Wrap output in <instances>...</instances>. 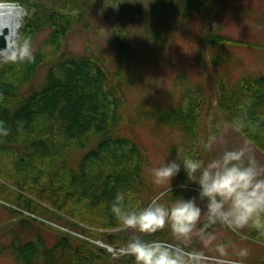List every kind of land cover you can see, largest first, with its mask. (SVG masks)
I'll return each instance as SVG.
<instances>
[{
  "label": "trees",
  "instance_id": "1",
  "mask_svg": "<svg viewBox=\"0 0 264 264\" xmlns=\"http://www.w3.org/2000/svg\"><path fill=\"white\" fill-rule=\"evenodd\" d=\"M2 1L27 10L19 39H31L34 55L32 62L0 64V125L8 129V135H0V207L10 219L1 229L0 254L15 264H135L132 257L115 256L74 232L118 247L136 236L175 238L167 226L154 234L128 233L110 211L117 193L131 194L124 206L136 209L197 192L194 184L180 187L183 170L171 186L153 183L151 154L136 125L175 129L182 138L181 156L210 160L207 123L216 110L264 154V72L227 78L234 60L218 50L245 41L214 29L218 0H110L121 23L111 31L110 60L88 38L84 51L66 46L74 32L92 31L93 6L106 0ZM247 12L239 9L240 16L254 18ZM138 22L136 35L146 40L149 57L163 55L160 48L169 45L176 29L194 23L201 34L195 57L209 82L199 94L179 69L181 81L178 75L175 80L182 99L164 107L146 100L137 113L140 123L128 111L124 115L138 79L131 74L137 50L130 30ZM43 31L47 46L33 48ZM211 67L217 74L210 84ZM177 146L173 142L171 152ZM203 223L202 218L197 226ZM221 226L211 225L205 234ZM250 234L264 242V232L252 228ZM178 244L190 252L212 249L201 235Z\"/></svg>",
  "mask_w": 264,
  "mask_h": 264
},
{
  "label": "rangeland",
  "instance_id": "2",
  "mask_svg": "<svg viewBox=\"0 0 264 264\" xmlns=\"http://www.w3.org/2000/svg\"><path fill=\"white\" fill-rule=\"evenodd\" d=\"M247 8L251 11L254 18L240 16L239 9ZM94 14L92 16L93 29L90 32L77 31L71 34L66 41V46L78 52L86 48L85 40L91 43V46L97 50H104L107 59H111L115 53V45L110 42L112 29L121 24L116 15L114 5L110 0H106L102 5L93 6ZM217 9L221 10L218 18L213 22V27L218 32L240 37L244 43H237L222 47L217 50L224 54L230 53L234 64L229 67L227 78L237 79L248 72H264V0H218ZM22 16L21 26L23 25ZM247 12V13H248ZM129 27V26H128ZM141 23L131 25L134 45L137 50V56L131 68L133 78H138L130 90L131 104L127 111L134 116L137 122V113L141 105L145 106L146 100L155 103L154 105L167 106L175 99H182V92L179 89L181 72L189 76L192 80L190 88L200 94V89H209L205 74L201 71L195 57V40L200 38V33L196 32L194 23L188 24L184 28H177L173 39L168 46H162L163 55L149 57L148 47L143 43L146 41L136 35V30L141 29ZM47 31H43L34 41L33 48L47 46L45 40ZM231 62V61H230ZM231 64V63H230ZM218 68V66H217ZM215 67H211L208 77L211 83H215ZM178 75V76H177ZM175 76L177 81L175 80ZM186 82V77L183 76ZM211 88V87H210ZM188 97L184 96V103H187ZM209 117L208 125L210 130V159L219 157L227 150L243 149L246 159L254 161L256 166L264 170V154L254 145H252L243 135L237 133V129L219 112L214 110ZM143 140L151 154L152 169L159 166L162 161L173 159L177 152L182 149V138L175 129L161 128L156 124L145 122L143 125H136ZM177 142L176 150L171 152L170 145ZM159 186V185H158ZM7 212L0 207V233L3 226L9 221ZM197 226V234L199 235ZM251 227H244L233 230L226 225L218 227L209 234L201 237L204 242L207 240L212 249L208 247L204 253L206 255L205 264H264V242L255 240L251 236ZM128 233L137 232L134 229H126ZM208 231L205 229V233ZM206 239V240H205ZM172 241L180 243L176 238ZM180 245V244H179ZM222 245L220 248L218 246ZM263 246V247H262ZM241 250H246V255H241ZM0 264H15L13 258L8 254H0Z\"/></svg>",
  "mask_w": 264,
  "mask_h": 264
},
{
  "label": "clouds",
  "instance_id": "3",
  "mask_svg": "<svg viewBox=\"0 0 264 264\" xmlns=\"http://www.w3.org/2000/svg\"><path fill=\"white\" fill-rule=\"evenodd\" d=\"M34 60L31 39H15L0 48V64H16ZM0 135L8 129L0 125ZM210 150V148H209ZM181 170L185 181L180 187L197 186L196 195L176 197L162 204L153 200L147 207L126 209L124 202L131 194L117 193L110 211L122 229H134L142 234H154L167 226L180 241L197 234V225L203 218L199 235L217 223L233 230L251 227L264 232V170L246 159L243 149L227 150L219 157L204 160L177 152L173 159H165L151 170L153 183L169 185ZM222 248L223 246H218ZM135 264H205V256L198 251H187L179 244L162 240L144 241L140 236L129 240L120 250ZM242 256L246 250H241Z\"/></svg>",
  "mask_w": 264,
  "mask_h": 264
},
{
  "label": "bare ground",
  "instance_id": "4",
  "mask_svg": "<svg viewBox=\"0 0 264 264\" xmlns=\"http://www.w3.org/2000/svg\"><path fill=\"white\" fill-rule=\"evenodd\" d=\"M23 14L24 10L22 7L0 0V33L8 29L6 34L8 45L13 40L19 39Z\"/></svg>",
  "mask_w": 264,
  "mask_h": 264
},
{
  "label": "water",
  "instance_id": "5",
  "mask_svg": "<svg viewBox=\"0 0 264 264\" xmlns=\"http://www.w3.org/2000/svg\"><path fill=\"white\" fill-rule=\"evenodd\" d=\"M7 31L8 29H5L2 33H0V48H4L8 46L7 43Z\"/></svg>",
  "mask_w": 264,
  "mask_h": 264
}]
</instances>
